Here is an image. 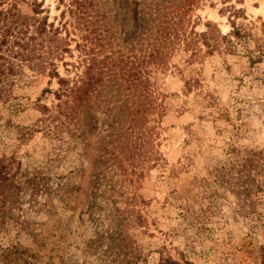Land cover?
<instances>
[{
  "label": "rangeland",
  "instance_id": "1",
  "mask_svg": "<svg viewBox=\"0 0 264 264\" xmlns=\"http://www.w3.org/2000/svg\"><path fill=\"white\" fill-rule=\"evenodd\" d=\"M11 1L36 24L46 17L47 33L15 59L0 149L52 191L36 197L33 234L12 228L0 242L36 264H264V55L253 59L264 0ZM91 55L103 78L82 106L62 97L76 109L65 118L49 63L72 84ZM113 217L119 247L106 238Z\"/></svg>",
  "mask_w": 264,
  "mask_h": 264
},
{
  "label": "trees",
  "instance_id": "2",
  "mask_svg": "<svg viewBox=\"0 0 264 264\" xmlns=\"http://www.w3.org/2000/svg\"><path fill=\"white\" fill-rule=\"evenodd\" d=\"M11 0H0V102L2 105L9 106L10 103V86L12 85L11 77L17 74L19 64L15 62L18 56L20 60H27L34 57L33 53L30 54L36 47L35 41L37 36H43L47 33L46 20L44 17L43 21H39L36 24V19L33 20L22 14L17 7V3L9 2ZM239 1V0H238ZM8 3L6 7L3 5ZM40 5V3H37ZM235 11V10H234ZM35 13L41 12V10H35ZM74 15L79 14L81 10L71 11ZM32 27L34 32L29 33V29ZM49 31L52 35L59 34V27H54L51 22L48 24ZM79 27V23H78ZM67 31L66 28H64ZM67 33V32H66ZM238 30L234 29L222 36L225 40L226 50L232 44V41L227 35L237 34ZM206 34V33H203ZM69 32L67 33V36ZM66 43L61 47L62 51L69 52L70 49ZM17 47V48H16ZM76 47H80L82 52L85 54L90 53L91 49H88L85 44H76ZM214 47V45H213ZM59 44L53 45L54 55L58 58L61 56L59 53ZM59 55V56H58ZM89 55V54H88ZM263 53L253 54V59H259ZM86 60V58H84ZM86 70L80 75L78 74L77 79L71 81L68 78L61 76L57 71L56 63L53 60L50 61L51 69L49 71L50 77H56L59 84V89L53 91L56 98L60 102L56 105L57 111L65 116V118L71 119L73 112H76L75 107L68 104L67 100H62L63 96L72 97V100L77 106H82L84 101L85 91L92 86L97 80L103 78V72L98 67L99 60L95 55H91L88 60ZM43 91H49L50 89L45 88ZM150 111L155 109V102L151 99L148 102ZM43 113L50 112V108L46 105L41 106ZM54 118H58L53 115ZM59 119V118H58ZM9 121L6 120L3 124V129L9 125ZM61 124H66L64 121H60ZM67 125V124H66ZM67 130L69 126L65 127ZM1 129V128H0ZM0 130V142H2V135H5V130ZM63 131V129H61ZM58 130H53L52 134L57 135ZM47 133H51V129L48 128ZM44 176L38 173H25L22 171V162L17 155L16 151H6L0 149V237L9 235L12 228L19 234L21 231L26 230L28 234H33L35 228H33L32 213L38 209L36 197L42 196L43 194H49L52 189L43 180ZM28 195V199L25 198ZM97 205L95 198L90 201L88 210H92ZM89 212V214H91ZM112 221L115 222L113 226L107 231L106 238L109 240L111 246L119 247L120 242L118 241L119 232L117 231V217H113ZM3 237V238H4ZM40 256L34 252H31L28 248L21 246L16 240L9 238L7 244L0 242V264H36ZM164 264H178L177 261L170 257L163 258ZM186 264H194L192 262H185Z\"/></svg>",
  "mask_w": 264,
  "mask_h": 264
}]
</instances>
